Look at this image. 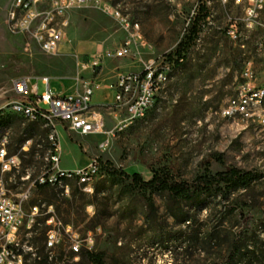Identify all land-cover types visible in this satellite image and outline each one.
Here are the masks:
<instances>
[{
	"label": "rangeland",
	"instance_id": "374dc122",
	"mask_svg": "<svg viewBox=\"0 0 264 264\" xmlns=\"http://www.w3.org/2000/svg\"><path fill=\"white\" fill-rule=\"evenodd\" d=\"M52 1L45 0L38 11L50 9ZM12 2L0 0V113L14 98L11 86L18 78L37 79L38 96L46 90L42 78L50 81L53 94L76 95L90 83L94 104L106 95L103 91L110 92L119 74L140 73L159 58H166L170 67L167 99L160 109L153 105L144 120L119 130L117 124L124 114L113 106V100L98 106L105 130L113 134L105 151L98 149L105 134L80 136L66 126L58 127L60 167L82 168L96 160L101 174L95 182L106 181L96 198L77 197L81 218L70 215L80 239L92 234V251L116 256L125 264H222L245 219L249 230L261 234L264 179L228 205L236 208L233 213L223 200L210 198L199 209L185 208L192 221L178 225L166 210L170 200L157 196L153 197L156 219L147 223L141 193L119 185L110 171L139 174L147 181L165 169L175 180L185 182L230 168L264 174V100L260 106H250L249 116L222 114L242 86L264 87V0H95L66 14L64 40L53 55L43 53L29 34L9 27ZM201 4L208 9V17L198 25V34L177 66L175 51L188 39L194 19L202 18ZM111 11L136 29L122 28ZM230 30L234 37L228 34ZM118 50L123 51L121 57L116 56ZM247 71L250 78H246ZM5 118L10 128L1 122ZM10 130L11 152L25 136L34 143L46 136L44 127L29 126L17 115L0 118V135ZM42 146L40 154L47 149V144ZM45 156L25 157L23 164L47 166ZM18 183V178L4 177L7 188L14 189ZM67 199L54 197L50 190H35L25 210L34 203H51L55 219L63 225ZM43 221L40 216L20 232L22 264H38L48 255ZM70 243L62 233L48 264H61L59 254L68 255ZM70 264L86 263L78 257Z\"/></svg>",
	"mask_w": 264,
	"mask_h": 264
},
{
	"label": "built area",
	"instance_id": "2783aa9c",
	"mask_svg": "<svg viewBox=\"0 0 264 264\" xmlns=\"http://www.w3.org/2000/svg\"><path fill=\"white\" fill-rule=\"evenodd\" d=\"M44 2L45 0H13L12 6H19V15H12L11 7L8 25L12 30L29 34L43 53L53 55L58 52L64 40V28L68 24L66 14L71 9L93 4L95 0H53L50 9L39 12L38 6ZM112 16L125 30L136 29L134 25L130 26L120 13L112 12ZM228 34L234 37L233 30ZM122 54V50L116 52L117 57ZM245 75L250 78L251 73L247 71ZM36 80H14L11 86L14 98L4 108L5 112L0 113V118L18 115V118L29 126H43L46 133L45 138H42L43 145L47 144V149L40 154L39 150L42 148L35 146L34 159L38 160L39 155H48L47 166L25 167L21 154H27L36 143L32 138H27L18 147L17 152H11L8 149V136H12V130L0 145V264H22L18 241L20 232L24 227L29 229L30 223L40 216L44 217L48 228L45 234V249L49 258L59 246L62 233L71 241L69 252L73 254L74 261H77L81 250L92 251L94 246L90 232L80 239L71 225H62L57 221L52 205L41 203L40 206H31L29 211L25 210V206L32 193L39 187L54 190V186H61V193H56V196L62 198L69 197L73 185L80 192L91 195L93 184L100 177L101 167L96 160H92L85 167L72 170L60 167L58 127L66 126L69 131L80 136L105 134L106 138L98 145L100 151L108 148L113 134L105 130L104 118L92 103L95 90L90 83L85 84L82 92L76 95L53 94L50 81L42 78L40 80L46 87L45 92L41 96H31V89H37ZM170 81V67L166 58L152 60L140 73L119 74L108 89L112 94L113 106L120 114H124V120L117 124V128L122 130L136 121L144 120L148 113L147 102H154V106L160 109L167 99ZM261 98H264V87L250 89L247 85L242 86L238 97L229 100V105L222 114L229 117L235 112L249 116L250 106H260ZM4 177L9 180L18 178L19 183L14 189L7 188ZM80 178H89V185H80Z\"/></svg>",
	"mask_w": 264,
	"mask_h": 264
},
{
	"label": "trees",
	"instance_id": "16d2710c",
	"mask_svg": "<svg viewBox=\"0 0 264 264\" xmlns=\"http://www.w3.org/2000/svg\"><path fill=\"white\" fill-rule=\"evenodd\" d=\"M199 11L202 13V18L196 17L194 19L188 32V39L185 42L179 43L175 51L176 59L174 60V64L177 66L184 60V53L190 48L193 37H196L198 34V25L208 17V9L204 4H201ZM179 60L182 61L180 62ZM1 122L4 123V127H11V123L7 121L6 118ZM27 138L32 137H23L19 145ZM42 145L43 140L38 141L36 144H33L27 154H21L22 162H25V157L33 159L36 151L35 146L43 148ZM110 174L119 185H123L130 192L136 191L141 193V198L144 200V207L147 208V211L143 214L147 223H153L156 219V208L153 197L157 196L161 198L167 197V199L170 200L166 210L168 215L171 216L178 225L191 223L192 221V217L185 211V208L199 209L201 205L210 198H219L228 206L233 201H236V198L240 196V192H248L252 189L254 184L260 183L264 179V174L242 171L237 168H230L214 174L198 176L192 182L177 181L170 172L165 169L157 171L153 174L152 178L147 181L143 180L139 174L128 176L114 170H111ZM105 183L106 181L104 180L94 182L93 193L91 194L92 198H96L103 192L102 189ZM38 190L41 192L50 190L53 196H56L52 188L39 187ZM145 194L148 195L146 196ZM85 195L86 194L80 192L74 185L71 187L70 195L66 200L68 205L67 218L64 220L63 225L72 226L70 222V215L72 214L77 218H81V206H77L76 199L77 197L81 199L85 197ZM40 204L41 203L38 202L34 203L32 206H40ZM47 205L52 204L47 203ZM228 209L230 214L236 210L234 206H228ZM261 227V234L249 230L248 221L245 219L243 229L240 230L232 240L229 251L222 264H264V221L261 223ZM261 235H263V237H261ZM78 257H81V261L84 260L86 264H125L124 261L118 259L116 256H108L105 252L81 250ZM53 258V256L49 258V255H47L43 259V262L39 260L38 264H48L52 262ZM72 258L73 254L70 252L68 255L65 254L64 251L59 254V260L64 264H70Z\"/></svg>",
	"mask_w": 264,
	"mask_h": 264
},
{
	"label": "bare ground",
	"instance_id": "6f19581e",
	"mask_svg": "<svg viewBox=\"0 0 264 264\" xmlns=\"http://www.w3.org/2000/svg\"><path fill=\"white\" fill-rule=\"evenodd\" d=\"M12 15H19V6H13L12 8ZM31 96H38L37 89H31ZM264 98H261V102ZM154 102H147V111L152 108ZM18 116V115H17ZM7 133H3L0 135V145L6 138ZM9 143V140H8ZM46 164H48V155L44 157ZM80 185H89V178H80ZM54 189L61 193V186H54Z\"/></svg>",
	"mask_w": 264,
	"mask_h": 264
},
{
	"label": "crops",
	"instance_id": "0c3cea01",
	"mask_svg": "<svg viewBox=\"0 0 264 264\" xmlns=\"http://www.w3.org/2000/svg\"><path fill=\"white\" fill-rule=\"evenodd\" d=\"M103 92H105L106 95H105L104 97H102L101 99H99L98 102L94 103L96 109H98V106L101 105L102 103H104V101H106L107 99H110V98L112 99V94H111V92H108V91H103ZM98 110H99V109H98ZM115 118H116V116H115ZM104 122H105V121H104ZM79 167H81V166H79ZM77 168H78V167H77ZM65 170H72V169H65Z\"/></svg>",
	"mask_w": 264,
	"mask_h": 264
}]
</instances>
